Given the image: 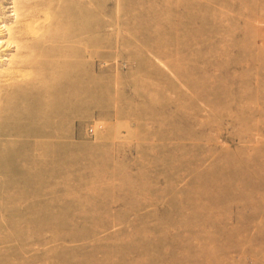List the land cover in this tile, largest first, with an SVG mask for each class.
I'll return each mask as SVG.
<instances>
[{"label": "rangeland", "instance_id": "374dc122", "mask_svg": "<svg viewBox=\"0 0 264 264\" xmlns=\"http://www.w3.org/2000/svg\"><path fill=\"white\" fill-rule=\"evenodd\" d=\"M38 1L0 48V264H264V0Z\"/></svg>", "mask_w": 264, "mask_h": 264}, {"label": "bare ground", "instance_id": "6f19581e", "mask_svg": "<svg viewBox=\"0 0 264 264\" xmlns=\"http://www.w3.org/2000/svg\"><path fill=\"white\" fill-rule=\"evenodd\" d=\"M35 0H27L25 2H20V0H13L12 1V11H13V18L12 23H14L13 26L10 24L7 25L6 23H3L2 26H0V33L2 31L6 32V39L0 38V48L4 47V51H8L11 49H14L15 52L19 51L20 45L16 44L17 42L14 40V33H23V30L28 29L29 31L35 29V17H36V4L33 3ZM37 2H40L37 0ZM40 4V3H39ZM11 23V22H10ZM15 54L7 53L0 55V61L3 63V65H0L5 71H11V70H19L17 69L15 64ZM17 64V63H16ZM2 69V70H3ZM3 70V71H4ZM26 75V74H25ZM29 183V182H28Z\"/></svg>", "mask_w": 264, "mask_h": 264}, {"label": "built area", "instance_id": "2783aa9c", "mask_svg": "<svg viewBox=\"0 0 264 264\" xmlns=\"http://www.w3.org/2000/svg\"><path fill=\"white\" fill-rule=\"evenodd\" d=\"M91 132L93 133L94 132V129H91Z\"/></svg>", "mask_w": 264, "mask_h": 264}]
</instances>
